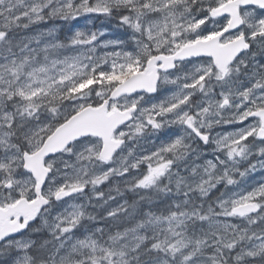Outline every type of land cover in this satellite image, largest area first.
<instances>
[{"label":"snow or ice","instance_id":"snow-or-ice-1","mask_svg":"<svg viewBox=\"0 0 264 264\" xmlns=\"http://www.w3.org/2000/svg\"><path fill=\"white\" fill-rule=\"evenodd\" d=\"M0 264H264V0H0Z\"/></svg>","mask_w":264,"mask_h":264}]
</instances>
